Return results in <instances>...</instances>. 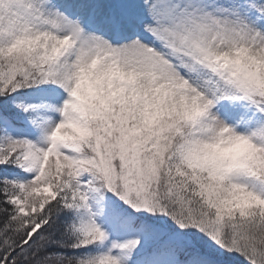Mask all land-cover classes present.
Masks as SVG:
<instances>
[{
  "label": "snow or ice",
  "instance_id": "1",
  "mask_svg": "<svg viewBox=\"0 0 264 264\" xmlns=\"http://www.w3.org/2000/svg\"><path fill=\"white\" fill-rule=\"evenodd\" d=\"M0 264H264V0H0Z\"/></svg>",
  "mask_w": 264,
  "mask_h": 264
}]
</instances>
